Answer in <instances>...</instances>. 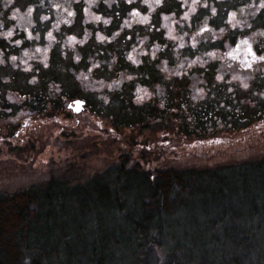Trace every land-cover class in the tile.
Returning a JSON list of instances; mask_svg holds the SVG:
<instances>
[{
	"label": "rangeland",
	"instance_id": "rangeland-1",
	"mask_svg": "<svg viewBox=\"0 0 264 264\" xmlns=\"http://www.w3.org/2000/svg\"><path fill=\"white\" fill-rule=\"evenodd\" d=\"M124 2L125 0H108L105 3V0H98L90 9L93 14L110 19V23L104 25L103 20L92 21L88 18V0H15L12 7H20L23 12L31 5L34 11L31 25L27 20L21 21L11 38L0 37V60L3 61L0 63V108L6 113L0 119V191H14L58 178L66 182L80 183L116 165L120 156L124 157L125 165L137 163L149 170H184L215 168L264 155V120H258L247 129L226 135L198 140L183 139L175 132L173 125L176 109L168 108L174 104L164 101L169 100L168 89L172 87L173 94L177 87V90L180 88L183 91L190 104H196L200 100L192 99L194 90L203 89V85L207 84H213L221 90L231 89L229 93L236 98L246 100L250 96L255 74L260 72L264 75V60L255 59L251 51V45L259 39V35L250 38L251 33L264 31V8L255 16L248 17L250 27H232L228 23V14L232 11L238 13L239 8L248 3L257 4L260 0H198L197 11L190 13L187 19L184 18V13L188 11L192 0H163L166 9L162 8L161 11L169 7L168 11L171 10V16L177 21L173 25L176 32L188 33L183 48H178L176 42L175 59L167 63L168 68L176 69L185 57L188 60L199 57L205 61L203 66L197 64L190 68L185 61V68L180 69V74L168 78L167 73L157 70L161 62L156 57L155 64L151 61V52H156V48H152L154 40L167 38V29L161 26L166 14L163 13L158 20L159 27L156 26V30L148 25L147 28L152 30L138 27L133 31L134 28L123 26L125 20L131 19V15L124 19ZM149 2L154 3V0ZM112 5L121 6L120 14L113 11ZM213 7L217 10L215 14L211 12ZM138 8L144 9L145 6L139 5ZM64 9L72 11L73 15L69 17ZM0 10H3L2 3ZM3 11L4 16L0 19L4 20L5 29L16 25V21L7 19L11 8ZM137 12L141 15L145 13ZM41 16H47V19L41 20ZM205 16L209 17L208 24L211 29L218 31L224 27L226 32L213 39L212 32L206 30L197 37L193 46L191 35L203 27ZM240 18L238 13L237 19ZM58 19H66L71 23H61L59 29H56L54 25ZM49 31H52L55 39L51 41L48 59L44 61L43 51L36 52L35 49L43 50L48 46ZM116 32L119 35L111 39ZM126 32L129 34L124 35ZM86 33L90 35L85 44L76 42L84 39ZM97 33L109 39L100 42L96 39ZM37 34L40 37L38 40L35 38ZM145 35L149 40L143 48L150 54L151 60L148 54L145 57L141 55L139 59L143 58V62L134 65L126 59V54L133 46L139 48L138 37L142 39ZM69 36L76 38L71 45L66 43ZM17 40L21 41L19 45L16 44ZM245 40L248 41L247 44L244 43ZM171 45L174 46L173 43ZM26 50L28 56L24 55ZM209 52H219L223 59L205 55ZM259 54L264 56V52ZM76 55L81 57L78 62L74 58ZM12 56L17 57L16 61L11 60ZM29 56L35 58L29 59ZM113 56L116 57L115 64H112ZM165 57L168 58V54ZM22 60L27 63H21ZM45 63L48 67L44 66ZM94 63L98 67L93 68ZM29 66L30 70L26 71L25 68ZM212 67L217 71L215 78L205 75L207 68ZM89 69L92 70L90 75ZM121 72L134 76V79L123 81L118 88L114 86L111 91L100 87L101 83L122 79L119 76ZM82 73L87 76L86 79L81 76ZM78 76L81 78L77 79ZM218 76L221 79H217ZM33 79L35 83H30ZM156 79H159L160 84L157 83L161 86L163 95H153L151 100L136 105V86L146 87L155 93ZM57 83H60V88ZM181 83H184L183 87ZM244 83L248 84L247 88L243 87ZM9 94L13 96L12 101L8 99ZM119 94H124L123 100L116 97ZM38 95L42 98L39 99ZM100 95L110 98L107 105L98 99ZM206 95L207 92L204 91V98ZM45 96L53 100L48 103L47 108L40 103ZM20 97L24 99L20 100ZM76 98L85 100L84 108L79 113H73L67 107V103ZM158 99L164 101L163 108L160 107V102L157 103ZM121 103H125L128 111L129 105L154 108V116H148L144 112L150 127L145 129L142 122L133 124L129 120L126 122L133 125L124 126L122 123L118 127L114 126L116 119H119L118 115L124 112ZM148 110L152 111L151 108ZM22 112L23 116L20 115ZM150 117L158 122L164 118V125H152L157 122ZM165 131L168 132L162 135ZM133 193L135 196L137 191Z\"/></svg>",
	"mask_w": 264,
	"mask_h": 264
},
{
	"label": "trees",
	"instance_id": "trees-1",
	"mask_svg": "<svg viewBox=\"0 0 264 264\" xmlns=\"http://www.w3.org/2000/svg\"><path fill=\"white\" fill-rule=\"evenodd\" d=\"M216 72L207 68L205 75ZM172 89L164 101L173 102L168 108L176 109L173 125L183 139L226 135L264 120L260 72L246 100L207 84L205 98L190 104L180 88ZM52 102L45 96L40 103ZM124 104V120L118 115L114 126L150 127L144 112L154 116V108L128 111ZM5 115L0 108V119ZM153 121L164 125V118ZM124 163L120 156L80 183L58 178L0 191V264H24L25 257L31 264H264V155L184 170Z\"/></svg>",
	"mask_w": 264,
	"mask_h": 264
},
{
	"label": "clouds",
	"instance_id": "clouds-1",
	"mask_svg": "<svg viewBox=\"0 0 264 264\" xmlns=\"http://www.w3.org/2000/svg\"><path fill=\"white\" fill-rule=\"evenodd\" d=\"M98 2V0H88V9H86V11H88V18L92 21H101L103 20V24L104 25H108L110 23V19L109 18H102L100 15H96L93 14L90 9ZM113 2H115V0H113ZM129 2H131V0H129ZM144 4L147 5L149 12L148 14H144L141 15L140 13H138L137 11H133L130 15H131V19L125 20L124 21V27H131L133 20H135L136 23L139 24H148L149 20H150V16L152 14V12H155L157 7L160 6L162 4V0H154V3H150L149 0H143ZM198 0H192V3L188 5V11H186L184 13V18L187 19L190 13H195L197 11V4ZM0 3H2V8L3 10H7L9 8H11L10 13L8 14L7 19L8 20H12V21H16V25H10L7 29H5L4 27V20L0 19V37H3L5 39H9L14 35V31L16 29V27H18L20 25L21 21L27 20V23L29 25H31L33 23L32 21V16H33V6H28L26 8L25 11H21L20 7H12L15 4V0H0ZM105 3H108V0H105ZM111 6V4H109V7ZM60 7H63L62 5ZM262 8H264V0H260L259 3L257 4H253V3H248L245 6L241 7L238 9V13L239 16L241 17L240 19H237V11H232L228 14V23L232 25V27H236L237 25H244V26H249L248 25V17L249 16H255L257 12H259ZM0 10V17L4 16V11ZM65 11H67L68 16H72L73 12L69 11L68 9H64ZM216 8H211V12L212 14L216 13ZM47 16H41V20H46ZM208 20L209 17L205 16L203 18V27H201L199 30L195 31L194 33H192L191 35V42L193 44V46L195 45V43L197 42V37H199L201 35L202 32L206 31V30H210L212 32V38L215 39L218 36L224 34L226 32V29L224 27L219 28L218 31H216L215 29H211L209 24H208ZM163 21L164 23L161 25L163 28L167 29L166 31V36L168 39L172 40V41H176L177 42V47L178 48H183L185 45V36H188V33L185 32L183 34H178L176 32V29L173 27L174 24L177 23V21L170 15H164L163 16ZM61 23H71V21L66 20V19H58L56 24L54 25V27L56 29H59L60 24ZM90 35V33H86L85 34V38L81 39L79 41H76V38L74 36H69L67 38L66 43H68L69 45H71L74 41L78 42L79 44L83 45L86 43L88 36ZM119 33H113L111 39H115L116 36H118ZM262 36L264 37V31H260V32H253L251 33V37H255V36ZM29 38H31V33H29ZM37 40L40 38L39 34L36 35L35 37ZM47 38L49 40V44L46 48H44L43 50H41L40 48H36L35 51L36 52H41L43 51V60L47 61L48 59V51L49 49L52 47V43L51 41H53L55 39V37L53 36L52 31H49L47 33ZM96 39L100 42H103L105 40H108L109 37L97 33L96 34ZM139 45L140 47H136L133 46L132 49L127 52L126 54V59L128 61H130L132 64L134 65H139L142 63V61L139 59V56L141 55H145L148 54L145 52V49L143 48V45L149 40V37L147 35H145L142 39L139 38ZM247 40L244 41L245 44H247ZM21 43L20 40L16 41V44L19 45ZM225 46L227 47V42L225 44ZM156 49H160V45L156 44L153 46ZM226 54H230V53H226ZM25 56H28V52L27 50L24 52ZM205 55L209 56V57H215V58H219V59H223V55L219 52H209L206 53ZM151 56L153 57V59H155L156 57V52L153 51L151 52ZM34 56H29V59H34ZM75 60L78 62L81 57L79 55H76ZM255 59H259V60H264V56H259V57H254ZM17 57L16 56H12L11 60L14 62L16 61ZM185 61H187V67L190 68L194 65L200 64L201 66H203V64L205 63V61H202L199 57H197L196 59H192V60H188L187 57L184 58V60L180 61V63L176 66V69L174 70H170L167 66V61L164 60L161 62V65H158V67L160 68L161 72L167 73L168 77L172 76V75H179L180 74V69L181 68H185ZM0 63H3L2 60H0ZM21 63H27L26 61H21ZM116 63V57L113 56L112 57V64ZM13 66L15 67V64H13ZM45 67H48L47 63L44 64ZM98 67L97 64H93V68ZM26 71L30 70V66L25 68ZM91 69L88 70V75L91 74ZM81 76H83V78H87L86 75H84L83 73L81 74ZM81 76H78L77 79H80ZM119 76L122 79H115L112 80L110 83H101L100 87L102 88H108L110 91L113 90L114 86L115 87H119L120 84L123 81H131L134 79V76L132 75H126L125 73L121 72L119 73ZM217 79H221V77H217ZM233 79H237V77H233ZM30 83H35V79H33L32 81H30ZM156 91L155 93H153L152 91H150L148 88L146 87H142L140 85H137L135 88V98H134V103L136 105H141L146 101H149L152 99L153 95H157V96H162L163 95V90L161 88V86L159 84H157L156 86ZM244 88L248 87L247 83L243 84ZM59 89H57L58 91ZM229 91H231V89H229ZM195 94L192 96V99L195 100H202L204 98V90L203 89H195L194 90ZM8 99L10 101L13 100V96L11 94H9ZM23 97H20V100H23ZM99 100H101L105 105H107L109 103L110 98L107 95H100L98 97ZM70 107V105H69ZM160 107L163 108L164 107V101L161 100L160 101ZM21 116L24 115V113H20ZM25 123H27V121H25ZM24 264H31V258L30 257H25L24 259Z\"/></svg>",
	"mask_w": 264,
	"mask_h": 264
},
{
	"label": "flooded vegetation",
	"instance_id": "flooded-vegetation-1",
	"mask_svg": "<svg viewBox=\"0 0 264 264\" xmlns=\"http://www.w3.org/2000/svg\"><path fill=\"white\" fill-rule=\"evenodd\" d=\"M124 4H125L124 5V13H123L124 14V19L129 17L130 13H132L134 10L135 11L145 12L143 14H146V13L148 14V12H149L147 5L142 3V0H140V1L131 0V2H129V0H125ZM139 5H144L145 8L144 9H140V8H138ZM112 6L114 8L113 11H115L116 14H120L121 6L120 5H112ZM164 7H165V5H164L163 0H162V4L157 7L155 12H152L148 24H143L142 25V24H139V23L135 22V23L132 24V26L130 28L131 29L134 28L133 31H135L138 27H141L142 30L145 28L147 31H150L152 29H148L147 28V26L150 25V26L154 27L153 28L154 30H156V26L159 25L158 24V20H160V18L162 17L163 13L166 14V15H170V16L172 15L171 14V10L168 11L169 7L167 8V10L161 11L162 8L166 9ZM158 27H157V30H158ZM160 29H161V27H160ZM127 34H129V32L124 33V35H127ZM171 43H173L174 46H172ZM156 44L160 45V49H156V59L159 60V62H162V61L166 60L167 63H170L171 61H173L175 59V53H176V45L175 44H176V41H172V40H170V39H168L166 37H164V40H159L157 38L156 40H154L153 46L156 45ZM152 48H154V47H152ZM251 51H252V54L255 57L262 56L259 53L264 52V37L259 36V39L255 43H253L251 45ZM158 53H159V55H158ZM163 54H166V55L168 54V58L165 57L166 55L163 56ZM145 56H147V54L142 55L141 57H145ZM148 56H149V59H150V54H148ZM151 59H152V56H151ZM157 60L153 59L151 61L153 62V64H155L154 61H157ZM141 61L143 62V58L141 59ZM157 70L160 71L159 68ZM157 82L159 83V79H156L154 85L155 84L157 85L158 84ZM76 99H80V98H76ZM72 100H75V99H72ZM72 100H70V101H72ZM81 100H83V99H81ZM83 101H84V105H85V100H83ZM159 102H160V99L157 100V103H159Z\"/></svg>",
	"mask_w": 264,
	"mask_h": 264
},
{
	"label": "water",
	"instance_id": "water-1",
	"mask_svg": "<svg viewBox=\"0 0 264 264\" xmlns=\"http://www.w3.org/2000/svg\"><path fill=\"white\" fill-rule=\"evenodd\" d=\"M67 107L71 109L73 113H79L83 110L84 101L81 99L72 100L71 102L67 104Z\"/></svg>",
	"mask_w": 264,
	"mask_h": 264
}]
</instances>
